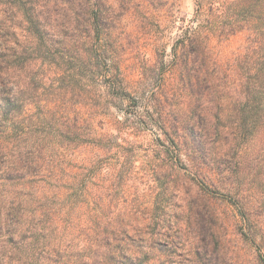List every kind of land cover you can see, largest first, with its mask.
<instances>
[{"label": "trees", "instance_id": "16d2710c", "mask_svg": "<svg viewBox=\"0 0 264 264\" xmlns=\"http://www.w3.org/2000/svg\"><path fill=\"white\" fill-rule=\"evenodd\" d=\"M216 3L198 0L180 30L169 65L179 74L135 81L108 0H0V264L247 263L205 190H219L215 170L224 174L217 150H240L264 121V0H237L253 18L222 27ZM248 23L234 80L212 40ZM150 133L164 164L154 155L142 174ZM81 149L94 159L79 162ZM226 191L234 234L264 264L261 206Z\"/></svg>", "mask_w": 264, "mask_h": 264}, {"label": "rangeland", "instance_id": "374dc122", "mask_svg": "<svg viewBox=\"0 0 264 264\" xmlns=\"http://www.w3.org/2000/svg\"><path fill=\"white\" fill-rule=\"evenodd\" d=\"M163 2L164 6H160L158 3L156 5L152 0H108L117 22L113 33V43L119 44L118 53L122 61V70L130 80L137 81L143 74L172 72L173 70L169 68L173 57L172 46L177 36L182 32L180 30L188 26L197 16L198 0H163ZM216 6L219 13L216 12V8L214 13L220 16L215 21L218 27L225 26L231 20L244 22V20L253 18V13H243L238 9L237 0H217ZM206 12L208 15L212 14L209 7L206 8ZM248 24L244 32L230 37L221 36L218 33L212 40L217 63L224 71H228L234 80L238 78L237 60L240 56L246 55L250 46L253 27L250 23ZM173 72L179 74V68H176ZM233 96L234 98L237 97L234 93ZM104 128L107 132L109 127ZM113 132L116 133L114 130ZM145 138L146 141L144 142L147 145H154L150 154L143 152L140 161L136 162L137 171L142 172V174L147 172L150 159L154 155L157 156L156 161L158 164H164V156L160 154V150L155 145V135L150 133ZM239 143L243 144L240 150L234 149L230 154H226L225 145L221 147L218 145L220 149L217 150L219 153L217 158L220 161V169L224 170V174L218 176L216 169L213 178L219 190L211 189L214 192H211V190L205 191L213 196V202L218 213L221 214L229 226L228 239L233 241V250L240 247L236 252H241L240 256H243L247 261V263H241L240 261L238 264H253L255 262L252 259L254 251L251 247L240 243L234 234V208L226 203L225 199L228 192L226 190L231 187L234 198L237 196L243 198L244 202L259 203L263 213L262 217L259 218V232H264V121L257 125L255 133L252 132L244 136ZM95 154L96 152L91 149H81L78 152V160L81 162L85 159H94ZM232 167L236 169L237 173L235 175L230 171ZM104 175L107 177V173ZM186 181L188 180L186 179ZM144 183L146 185H141L142 190H148L151 186L149 181L146 180ZM148 193L150 195L154 194V192ZM192 193H197V189L192 187ZM202 193L205 194L204 191ZM227 209L228 213H226ZM182 229L188 236L182 238L181 242L184 244L187 240L192 239L186 232V228ZM238 243H240V246H238ZM176 260L178 259H175L174 264H178Z\"/></svg>", "mask_w": 264, "mask_h": 264}]
</instances>
